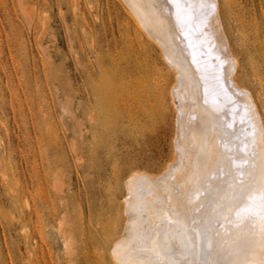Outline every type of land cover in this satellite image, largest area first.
I'll list each match as a JSON object with an SVG mask.
<instances>
[{
    "label": "rangeland",
    "instance_id": "1",
    "mask_svg": "<svg viewBox=\"0 0 264 264\" xmlns=\"http://www.w3.org/2000/svg\"><path fill=\"white\" fill-rule=\"evenodd\" d=\"M219 2L264 120V0ZM173 80L120 0H0V264H119L128 181L176 160Z\"/></svg>",
    "mask_w": 264,
    "mask_h": 264
},
{
    "label": "bare ground",
    "instance_id": "2",
    "mask_svg": "<svg viewBox=\"0 0 264 264\" xmlns=\"http://www.w3.org/2000/svg\"><path fill=\"white\" fill-rule=\"evenodd\" d=\"M120 3L173 72L170 95L178 138L176 160L161 176L134 173L128 181V230L113 257L119 264H212L227 259L215 251L213 240L202 239L208 229L220 233V243L233 257L249 253V264H259L264 260L259 217L233 226L210 215L229 182L233 187L226 203L232 208L226 207L224 214L233 221L235 208L249 205L264 190V120L251 92L236 80L238 59L225 33L219 0ZM177 3L187 13L201 3L214 5V11L184 27L177 22Z\"/></svg>",
    "mask_w": 264,
    "mask_h": 264
},
{
    "label": "snow or ice",
    "instance_id": "3",
    "mask_svg": "<svg viewBox=\"0 0 264 264\" xmlns=\"http://www.w3.org/2000/svg\"><path fill=\"white\" fill-rule=\"evenodd\" d=\"M176 9H177L178 24L186 27L192 21L205 20L208 17V15L214 11V5L201 3L198 5L196 11H193L192 13H187L182 9V6L179 3H177ZM232 164L233 166H236L237 162L232 161ZM221 172L223 173L224 169H221ZM232 187L233 185L231 184V182H229L227 185V191L225 192V195L218 197L219 202L217 205H214L210 209V215L214 217L215 222L218 223L222 222L224 224L232 223L233 226H236L238 222L244 219L253 216H258L260 219V225L258 230L259 242H260V246L264 247V190H262L257 197L251 198L252 203H250L249 205L236 207L235 220L233 221V220H229V218L224 214L226 207L229 209L232 208V205L230 203H226L227 192L230 191ZM177 194L179 195V192ZM217 208H219V211H217ZM219 237H220V233L218 231H209L208 229H205L204 232L202 233V239L205 242L209 240H213L216 245L215 251L227 257V259L223 261H215L212 262V264H249V261L247 260V256L249 255V253H245L241 258L233 257L230 251L226 248V246L220 243ZM205 264H209V262L206 261ZM259 264H264V260H261Z\"/></svg>",
    "mask_w": 264,
    "mask_h": 264
}]
</instances>
